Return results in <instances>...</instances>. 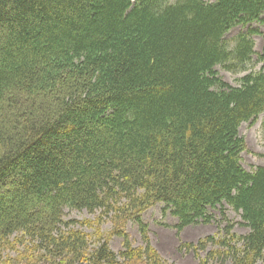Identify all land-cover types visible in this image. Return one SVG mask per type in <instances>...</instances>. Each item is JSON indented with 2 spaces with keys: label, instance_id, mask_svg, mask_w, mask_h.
I'll list each match as a JSON object with an SVG mask.
<instances>
[{
  "label": "trees",
  "instance_id": "16d2710c",
  "mask_svg": "<svg viewBox=\"0 0 264 264\" xmlns=\"http://www.w3.org/2000/svg\"><path fill=\"white\" fill-rule=\"evenodd\" d=\"M254 22L264 0H0V264H149L124 228L148 252L157 205L178 235L220 209V242L180 247L202 263L264 262V166L244 169L240 135L264 113V44L226 39ZM255 56L238 87L216 70L248 73ZM66 210L109 221L122 252ZM14 238L28 246L13 259Z\"/></svg>",
  "mask_w": 264,
  "mask_h": 264
},
{
  "label": "rangeland",
  "instance_id": "374dc122",
  "mask_svg": "<svg viewBox=\"0 0 264 264\" xmlns=\"http://www.w3.org/2000/svg\"><path fill=\"white\" fill-rule=\"evenodd\" d=\"M208 2H213L214 0H207ZM253 29H258L261 33L264 31V27L260 25H254ZM248 28L238 27L230 32L227 37L228 41H231L235 36L240 33H246ZM256 43V50L259 52L261 50L263 38L258 35L254 38ZM253 65L250 68V72H259L262 70V65L259 64L258 58L254 57ZM220 77L233 87L239 86V79L245 76V74H234L229 72L224 67H216ZM240 134L246 140L247 151L243 153V167L248 172H251L254 168L259 166H264V114H262L255 124L244 123L241 126ZM226 207V215L233 222L235 228L234 233L236 235L242 236L247 234L248 230L242 224V220L238 214H236L230 207ZM163 206L157 205L144 214V221L149 225V242L150 250L145 252L146 243L142 238L139 231V227L133 223L129 222L125 228L124 232L129 236L131 241V246L136 250L144 251V255L147 257H153L154 260L150 261L149 264H205L202 263L206 257L205 252H199L194 254L192 251L187 249H180L181 245H197L201 241H206L208 238H212L216 243L220 242L224 237L223 235V225L220 209L212 210L211 213L214 215L215 220L212 224L208 225H197L187 227L180 235L173 229L177 221L170 214L166 217L162 214ZM96 216L91 215L85 211H65L66 220H78V221H88L84 231L88 234H95L96 236L103 235L104 239L108 241L111 250L119 255L123 250L124 241L123 238L118 235V229L113 227V225L107 221L105 224L99 225L96 221ZM167 225L169 227H165ZM78 229H82L81 226H77ZM20 239V236L16 237ZM14 238L7 245V255L8 258H16L21 255L25 247L28 246L26 242L21 240L15 241ZM220 250V247L212 242H209L208 251ZM125 264H148L145 260L142 261V257L139 255L132 259L130 262ZM209 264H222V263H209ZM230 264V263H227ZM258 264H264V262H259Z\"/></svg>",
  "mask_w": 264,
  "mask_h": 264
},
{
  "label": "bare ground",
  "instance_id": "6f19581e",
  "mask_svg": "<svg viewBox=\"0 0 264 264\" xmlns=\"http://www.w3.org/2000/svg\"><path fill=\"white\" fill-rule=\"evenodd\" d=\"M254 25H260V23L254 22L252 24H247V25L240 24V25H237V26L232 27L230 31H232L233 29L238 28V27L248 28V30L246 32L248 34V36L250 38H255L257 36V34L253 30L254 27H252V26H254ZM252 65H253V63H252ZM252 65L249 67V69L252 67Z\"/></svg>",
  "mask_w": 264,
  "mask_h": 264
}]
</instances>
